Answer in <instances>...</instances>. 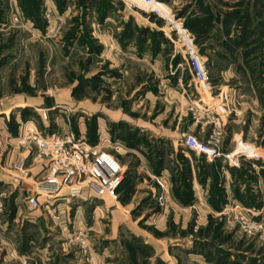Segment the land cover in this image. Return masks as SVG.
Masks as SVG:
<instances>
[{
    "label": "rangeland",
    "instance_id": "1",
    "mask_svg": "<svg viewBox=\"0 0 264 264\" xmlns=\"http://www.w3.org/2000/svg\"><path fill=\"white\" fill-rule=\"evenodd\" d=\"M0 101V264H264V0H0ZM24 127L101 142L117 201L37 193L47 160Z\"/></svg>",
    "mask_w": 264,
    "mask_h": 264
},
{
    "label": "built area",
    "instance_id": "2",
    "mask_svg": "<svg viewBox=\"0 0 264 264\" xmlns=\"http://www.w3.org/2000/svg\"><path fill=\"white\" fill-rule=\"evenodd\" d=\"M136 1L150 4L155 0ZM152 10L158 12L156 8ZM180 29L184 28L176 24L175 30L178 34ZM182 34L185 36L183 45L188 54L190 72L196 82L203 83L206 80L203 63L190 46L185 29ZM30 123H25V126ZM24 131L21 142H32L37 154L45 156L47 160L44 179L37 185V193L44 192L49 198H55L62 188L75 186L87 191L89 196L102 200L107 196L113 202L117 201L116 190L125 173L121 162L113 152L101 148L99 144L86 142L81 136H76L71 128L62 135L52 134L45 137L25 127ZM217 142L218 140L214 142L212 139L199 140L193 135H188L180 144L191 153L202 155L211 161L220 155ZM233 160L234 165L237 166V158ZM157 200L160 205L164 204L163 195H159ZM27 203L32 208L40 207L36 195L28 196Z\"/></svg>",
    "mask_w": 264,
    "mask_h": 264
},
{
    "label": "crops",
    "instance_id": "3",
    "mask_svg": "<svg viewBox=\"0 0 264 264\" xmlns=\"http://www.w3.org/2000/svg\"><path fill=\"white\" fill-rule=\"evenodd\" d=\"M7 103H5V102H1L0 101V114H5L8 110H10V106H7L6 105ZM39 105V104H38ZM38 105L37 104H30V103H27V102H25V103H20V102H17V103H14L13 104V106H17V107H25V106H28V107H31L33 110H35L36 112L38 111L39 112V108H37L38 107ZM83 112H85V111H83ZM3 117L4 116H1V118L3 119ZM32 123V125H33V127L34 128H36V126H35V123H34V121H32V120H28L26 123ZM83 125V124H82ZM100 126V125H99ZM97 131H98V136H99V141L100 140H102V138H104V130L102 129L101 130V127H99L98 129H97ZM98 144L100 145L101 144V142H98ZM170 144H175V141H174V143H170ZM175 148H176V146H175ZM165 177V176H164ZM161 190L158 188V187H156V188H152L150 191H147L145 194L146 195H151L152 196V198H158L159 197V195H163L164 196V198H165V201L166 202H171L169 199V194L167 193L166 195H164L163 194V192H160ZM163 191V190H162ZM158 195V196H157ZM144 197V194L142 193V195H140V199H142ZM157 198H156V204H158L159 205V203H158V200H157ZM171 205L173 206V209H175V208H177L178 206L172 201L171 202Z\"/></svg>",
    "mask_w": 264,
    "mask_h": 264
},
{
    "label": "trees",
    "instance_id": "4",
    "mask_svg": "<svg viewBox=\"0 0 264 264\" xmlns=\"http://www.w3.org/2000/svg\"><path fill=\"white\" fill-rule=\"evenodd\" d=\"M194 26H195V25H194ZM191 28L195 29L196 27H191ZM198 30L200 31V30H202V29H198ZM88 141H89V143H91V144L95 143V141H93V140H92V141H91V140H88ZM191 154H193V153H191Z\"/></svg>",
    "mask_w": 264,
    "mask_h": 264
}]
</instances>
